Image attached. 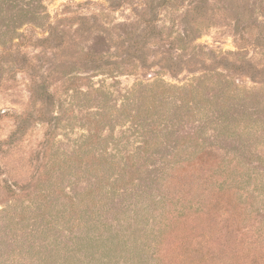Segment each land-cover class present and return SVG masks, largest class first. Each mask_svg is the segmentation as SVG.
I'll list each match as a JSON object with an SVG mask.
<instances>
[{"label":"rangeland","instance_id":"374dc122","mask_svg":"<svg viewBox=\"0 0 264 264\" xmlns=\"http://www.w3.org/2000/svg\"><path fill=\"white\" fill-rule=\"evenodd\" d=\"M197 1L0 0V141H23L0 163L43 172L0 207V264H264V0ZM204 151L225 171L193 168Z\"/></svg>","mask_w":264,"mask_h":264},{"label":"trees","instance_id":"16d2710c","mask_svg":"<svg viewBox=\"0 0 264 264\" xmlns=\"http://www.w3.org/2000/svg\"><path fill=\"white\" fill-rule=\"evenodd\" d=\"M169 0H164V3L166 5V3H168ZM207 0H200V1H197L191 8L190 10L188 11L189 13H191L190 15L192 16H200V15H203L202 12L205 10H201L202 6L199 5V4H205L207 5L206 2ZM145 6V5H144ZM204 8V7H203ZM149 13V17L148 18H143V17H140V22L141 24H143L146 28V31L147 33L149 32H154L155 30V25H156V22H157V17L156 15L153 13L152 9H149V7H145V10L143 13ZM205 13V12H203ZM115 38L114 36L111 34L109 35L108 37L110 38V40L116 44V49L118 50V52L115 54L119 59H123L124 57L127 58V57H130L129 54H130V45L126 44V39L122 36V34H120L121 36H117V34H115ZM197 38H194L192 39V41H196ZM115 41V42H114ZM120 42V43H119ZM245 48V47H244ZM243 47L240 48L241 52H243ZM133 49V48H132ZM138 49H139V46H138ZM240 52V53H241ZM239 54V53H238ZM87 58H88V61H89V58H92L96 61L99 60V58H101V61L100 62H103L105 61V57L102 56V57H96V56H93L92 55L89 57L88 53H87ZM225 62H220L218 64H216L217 66H213V65H210L208 64L207 67H210V68H216L214 70H207L209 73L211 72H214L218 69H223L225 71L229 70L230 68H228L227 65L223 64ZM107 64V63H106ZM109 64V63H108ZM112 64V63H111ZM211 71V72H210ZM219 74H222V73H219ZM207 78V76L203 77V79ZM157 85V84H156ZM165 86V85H164ZM168 90H173V89H179L180 91H184V89L182 88H174V87H171V86H165ZM191 89H193V87L191 86L190 87ZM98 89V90H97ZM93 88L90 93H87V92H84V91H80L81 94L85 95V96H88L90 95L91 93H94V92H101V90H99V88ZM134 91H132V93H136L137 91L135 89H133ZM146 93V92H145ZM49 97L53 98L52 96H50V94L48 95ZM94 115V114H93ZM93 115L90 116V119L92 120L91 123H90V128L88 129V131L90 132V134L86 135L85 138H86V141L88 142H91L93 144H97L101 141L102 139V136H98L96 130L100 127V124L102 122V115L101 114H96V117L93 118ZM98 115V116H97ZM23 119L26 118L27 114H23L22 115ZM98 117V118H97ZM57 116L53 115L52 114V118L53 120H56ZM96 118V119H95ZM94 119V120H93ZM133 119H134V125L137 126V124L135 123V119H137V114H135V116H133ZM20 122H24V120L20 121ZM47 124L51 123V122H46ZM134 128V127H133ZM134 130L137 132V134H140L141 132H138L135 128ZM93 132H94V135H93ZM22 133V130H21V127H19V129L15 132H13L9 138H7L5 141H0V159L2 160V162L6 159V160H10V161H13L12 159V155L16 156L19 155V154H15L17 153L19 150L20 147H22V139L19 138V135ZM46 136L47 138L44 140L45 142V145H47V142H48V134L46 133ZM140 136H143V135H140ZM43 142V143H44ZM193 159V158H192ZM226 159L223 158L222 161L221 159L219 158L218 155H216L214 152L212 151H204V152H199L198 154V157L194 158V160H191L190 159V163L192 165L193 168H202V167H205V169H209L211 172H214V171H223V166L226 165L225 163ZM225 171V170H224ZM13 171L11 170H7L5 172H3V169H2V166H1V163H0V176L1 175H4L8 178H6L5 180H0V188L1 190H3L5 192V194L7 196H5V200H4V197L3 198H0V207L2 205H7V204H10V208L13 206L12 202L13 201H16L18 200V198L20 197H23L24 195L28 196L30 195V191H31V188H33L35 186V183L37 182L38 178L40 177L41 178V174H43V172L41 173V171H37V176H34L33 178H31L30 180H25L23 176H21L22 180H16L17 178H14L10 175H12ZM18 175H22V174H18ZM226 182L227 184V181H224ZM225 186H221L220 187V191H222L223 193V196H229L230 195V192L229 190L227 189H224ZM42 192H36V195H39L38 198H40V201H37V202H30V203H27V204H23V207H22V211L20 212L23 216L24 214H29L30 212L31 213H34V217H37V214L38 212H40L41 214H43L45 211L44 209L47 208L45 206H47V202H46V199L48 197V194H45L44 196L41 195ZM237 195V194H235ZM71 197V196H70ZM231 197V196H229ZM72 201V204L73 205H76L77 202L74 200V199H71ZM1 211V210H0ZM6 212V211H4ZM258 213V212H255V214ZM18 222V220H17Z\"/></svg>","mask_w":264,"mask_h":264}]
</instances>
